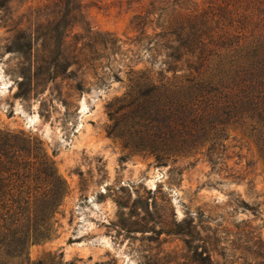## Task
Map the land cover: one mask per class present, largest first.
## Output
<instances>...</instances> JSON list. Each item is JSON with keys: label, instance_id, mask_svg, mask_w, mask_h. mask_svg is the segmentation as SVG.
Listing matches in <instances>:
<instances>
[{"label": "rangeland", "instance_id": "obj_1", "mask_svg": "<svg viewBox=\"0 0 264 264\" xmlns=\"http://www.w3.org/2000/svg\"><path fill=\"white\" fill-rule=\"evenodd\" d=\"M146 7L0 0V128L41 142L68 188L57 238L29 256L264 264V158L254 140L232 126L180 139L171 113L133 93L141 72L161 69L132 25ZM155 151L166 154L164 166ZM184 220L187 235L177 233Z\"/></svg>", "mask_w": 264, "mask_h": 264}, {"label": "trees", "instance_id": "obj_2", "mask_svg": "<svg viewBox=\"0 0 264 264\" xmlns=\"http://www.w3.org/2000/svg\"><path fill=\"white\" fill-rule=\"evenodd\" d=\"M141 1L146 10L132 25L162 62L158 77L140 73L133 93L171 113L180 139L232 126L264 158V0ZM132 94L126 108L135 104ZM155 153L164 166L166 154ZM67 193L41 142L0 128V264H46L32 261L29 250L57 238L55 216ZM186 222L178 234L187 235Z\"/></svg>", "mask_w": 264, "mask_h": 264}]
</instances>
